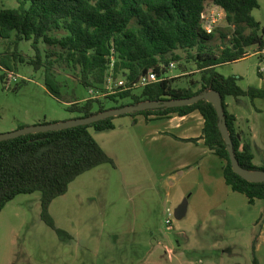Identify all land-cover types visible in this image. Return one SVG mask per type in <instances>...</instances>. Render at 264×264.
<instances>
[{"label": "trees", "instance_id": "obj_1", "mask_svg": "<svg viewBox=\"0 0 264 264\" xmlns=\"http://www.w3.org/2000/svg\"><path fill=\"white\" fill-rule=\"evenodd\" d=\"M16 8L0 9V37L8 41V49L0 53V67L14 72L17 62H25L20 51L23 41L31 42L35 55L30 64L35 70L45 69L49 93L62 98L61 84L56 79V63L66 62L81 71V83L87 88L106 82L111 69L115 77L126 75V83L109 99L137 104L144 100L188 98L216 90L223 96V105L236 156L248 170H264L254 164L248 145L241 148L236 116L228 110L226 100L233 97L264 98V89L240 85L241 76H226L218 66L236 62L248 55V48L264 46L261 23L253 11L259 0H18ZM208 4L220 6L232 28L230 39L221 32L222 43L214 45L216 31L208 33L203 15ZM64 31V35H58ZM228 39V41H226ZM41 43L48 45L44 51ZM185 60L201 72L198 89L176 86L169 77L171 62ZM14 63V64H13ZM13 64V66H12ZM153 69L159 80L144 87L137 86L142 76ZM0 78L7 83L6 75ZM96 84V85H95ZM141 88V94H133ZM112 107V108H116ZM107 109L102 100L88 98L83 104L73 102L68 111L77 117H90ZM195 110L205 118L202 138L207 146L226 161L224 176L233 190L245 194L249 202L264 200V182L249 181L234 171L227 144L220 130L216 107L207 100L182 107L147 109L124 115L166 116L189 114ZM121 115V116H124ZM109 117L92 124L25 135L0 141V213L21 194L41 193L42 218L61 237L72 236L56 226L50 205L69 191L70 184L82 174L102 165H115L113 159L93 136L91 130L114 128ZM264 221V208L257 224Z\"/></svg>", "mask_w": 264, "mask_h": 264}, {"label": "rangeland", "instance_id": "obj_2", "mask_svg": "<svg viewBox=\"0 0 264 264\" xmlns=\"http://www.w3.org/2000/svg\"><path fill=\"white\" fill-rule=\"evenodd\" d=\"M18 5V0H0V9ZM207 10L216 11L213 4H208ZM253 15L264 35V0H259ZM220 19L214 45L222 43L221 32L228 39L233 34L225 16ZM41 47L48 49L45 43ZM7 49L8 41L0 37V53ZM259 49L258 45L249 47L246 59L222 64L218 71L230 75L255 69L257 77H262L258 70L264 67V59L254 54ZM20 51L27 59L13 68L17 80L6 83L0 78V134L74 119L80 114L68 107L75 100L83 104L88 98H98L108 108L131 102V98H118L117 104L108 98L125 85L124 73L115 77L109 70L104 84L87 88L81 83L80 69L66 62L56 63L62 93L58 99L48 91L45 69L35 70L30 64L35 55L31 42L23 41ZM175 63L167 74L176 79L175 85L198 89L200 70L185 60ZM3 74L8 78L4 66L0 67ZM141 92V88L133 90L138 96ZM232 98L228 97L229 101ZM258 106L264 110V99ZM254 109L251 105V111ZM262 113L257 117L264 124ZM260 135L263 144L261 131ZM254 154L257 161L264 155L256 149ZM69 189L53 200L49 210L56 226L71 239L61 237L42 218L40 192L18 195L5 206L0 213V264H264V221L250 227L238 219L230 221L223 210L214 209L205 218L188 215L181 222L167 207L164 210L163 204L148 202L144 194L130 197L133 193L125 187L117 189V184L100 176L79 178Z\"/></svg>", "mask_w": 264, "mask_h": 264}, {"label": "crops", "instance_id": "obj_3", "mask_svg": "<svg viewBox=\"0 0 264 264\" xmlns=\"http://www.w3.org/2000/svg\"><path fill=\"white\" fill-rule=\"evenodd\" d=\"M244 59L246 57L241 60ZM258 73L264 77V67H259ZM230 75L241 76L240 85L244 89L250 86L264 89V78L257 77L255 69ZM244 82H247L246 86ZM260 99L264 98L243 97L242 103L235 98L226 100L229 112L237 118L241 148L248 145L253 154L254 149L264 153V124L257 117L264 111L258 106ZM251 105L256 107L254 111H251ZM113 122V129L91 131L115 165L102 164L79 176L71 186L79 178L100 176L108 183L117 184V189L124 190L125 187L133 193L130 197L144 194L148 202L163 204L164 210L167 207L175 217L177 209L188 199L185 215L181 219L176 217L180 221L188 215L205 218L216 209L223 210L230 221L238 219L247 226L255 225L264 208V200L257 199L251 204L245 194L233 190L227 183L224 176L226 161L202 138L205 118L200 111L162 117L124 115L117 116ZM253 162L263 166L264 155L257 161L254 154ZM219 219L222 221L221 217Z\"/></svg>", "mask_w": 264, "mask_h": 264}, {"label": "water", "instance_id": "obj_4", "mask_svg": "<svg viewBox=\"0 0 264 264\" xmlns=\"http://www.w3.org/2000/svg\"><path fill=\"white\" fill-rule=\"evenodd\" d=\"M200 100H207L211 102L217 109L220 118V122H219L220 130L227 144V150L230 154V159L234 171L249 181L264 182V170L261 169L248 170L240 165L239 160L235 153L233 140L227 124L226 114L223 105V96L219 91L216 90L205 91L203 93L188 98L168 99V100H144L137 104H127L122 107L107 109L90 117H79V118L71 119L69 121L27 126L22 129L0 134V141L16 138L18 136L25 135L28 133L61 130L65 128L76 127L79 125L92 124L102 119L115 117V116L117 117L124 114L134 113L136 111H144L147 109H159L163 107L171 108V107L188 106L195 104ZM187 207H188V200L185 199L184 202L180 205V207L176 211V217L178 219H181L185 215L187 211Z\"/></svg>", "mask_w": 264, "mask_h": 264}, {"label": "built area", "instance_id": "obj_5", "mask_svg": "<svg viewBox=\"0 0 264 264\" xmlns=\"http://www.w3.org/2000/svg\"><path fill=\"white\" fill-rule=\"evenodd\" d=\"M214 6H215L216 11L209 12L206 9V11L203 15V18H204L203 19V26H204V29L208 33H214L219 21L221 20L220 17L222 15L225 16V18H226V13H225L224 9L221 8L220 6H217V5H214ZM254 54L257 55L260 59H264V46L260 47V49L257 50ZM175 66H176L175 62L170 63V67H175ZM112 67H113V63L111 65V69H110L111 71H112ZM12 79L16 81L17 75L15 74V72H8V78H6L7 83H10V81ZM157 80H159L158 74L156 73L155 70L151 69L147 75H144L141 77L137 86L144 87V86L148 85L149 83L157 81ZM169 222H170V220H169Z\"/></svg>", "mask_w": 264, "mask_h": 264}]
</instances>
